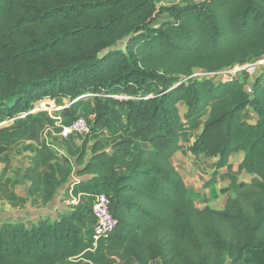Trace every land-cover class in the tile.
Wrapping results in <instances>:
<instances>
[{
  "label": "trees",
  "instance_id": "16d2710c",
  "mask_svg": "<svg viewBox=\"0 0 264 264\" xmlns=\"http://www.w3.org/2000/svg\"><path fill=\"white\" fill-rule=\"evenodd\" d=\"M263 57L264 0H0V162L27 141L23 179L43 204L74 164L92 175L55 218L4 221L0 264H264V71L217 76ZM47 97L90 132L60 139L35 105ZM179 150L216 158L208 184L244 152L253 189L198 207ZM98 192L118 225L92 250Z\"/></svg>",
  "mask_w": 264,
  "mask_h": 264
},
{
  "label": "crops",
  "instance_id": "0c3cea01",
  "mask_svg": "<svg viewBox=\"0 0 264 264\" xmlns=\"http://www.w3.org/2000/svg\"><path fill=\"white\" fill-rule=\"evenodd\" d=\"M26 145L27 143L18 146L16 149L17 151L15 149L10 150L7 154L2 156L6 161L0 162V225L4 221H23L27 224H32L36 223L42 217L50 216L55 218L62 208L67 207L62 200H64L65 197L71 199L72 196H74L72 193L73 185L92 178V175L78 174L81 166L78 167L74 164L70 182L60 189L59 194L52 202L43 204L40 196L28 195L29 183L23 179V172L29 165V156L31 155L30 149H32V147H30V149L27 150ZM36 145L37 143H34V147H36ZM16 152L20 153L19 159H15L13 156V153ZM233 157L234 154L231 155L229 164L218 170L217 181L225 182L226 184L229 182V184H231L235 179H237L239 183L244 182L245 177H249L251 180L254 175L238 171V165L242 158L240 160L238 159L237 167H235L232 164L231 158ZM194 158L203 160L204 166L207 167V171H216V158H207L202 154L194 155ZM188 166L182 174L186 185L190 188L195 198L199 191L195 187L191 188V186H194V179L197 174H194L192 166ZM201 194L203 195V193ZM195 203L200 208L206 206V204L201 206L197 204L196 201Z\"/></svg>",
  "mask_w": 264,
  "mask_h": 264
},
{
  "label": "rangeland",
  "instance_id": "374dc122",
  "mask_svg": "<svg viewBox=\"0 0 264 264\" xmlns=\"http://www.w3.org/2000/svg\"><path fill=\"white\" fill-rule=\"evenodd\" d=\"M184 1L198 2L201 0H160V4H171L177 2L183 3ZM244 68L249 69L250 78L253 81L257 77V75H261L262 72L264 71V57L243 66L237 65V69L236 67L232 69L233 71L235 70V72L232 75L239 74ZM232 75L226 76V73H222V74L220 73V75L217 76L218 77L221 76L223 79H230ZM69 103L70 100L65 99L64 104L58 105L57 102L47 97L39 100L38 102L35 103V105L38 108L46 109L53 114H58L59 110L62 107H64L65 104H69ZM245 116L248 119H252V120H256L257 118V114L252 108H248L245 111ZM26 142L27 141L17 142L14 144L12 149L16 150L18 146L24 145V143ZM243 155L244 152H238L234 154V157L231 158L233 166L237 167L238 164L237 161L238 159L240 160ZM13 156L15 159H19L20 153L19 152L13 153ZM173 163L177 167V169H179L182 173L184 172V170L188 165L192 166L194 174H197V176L194 179L195 182L194 186H191V188L195 187L199 191V193L195 197V201L197 202V204L201 206H204L205 204L206 205L209 204L211 206L220 208L225 204V201L229 194L235 195L241 191H248L249 189H253L251 188L249 177L248 178L245 177L244 180L245 187H241L239 183L229 184V182L227 181L226 182L228 184H226L225 182H218V181L208 184L209 181H211L214 172H211L210 170L207 171V167L204 166L203 160H199V158L198 160L195 159L194 156L190 153V151H182V150L177 151L173 156ZM227 186H229L230 191L221 190L223 188H227ZM201 193H203V195ZM62 201H64V205H66L67 207L73 205V202L68 197H65L64 200Z\"/></svg>",
  "mask_w": 264,
  "mask_h": 264
},
{
  "label": "built area",
  "instance_id": "2783aa9c",
  "mask_svg": "<svg viewBox=\"0 0 264 264\" xmlns=\"http://www.w3.org/2000/svg\"><path fill=\"white\" fill-rule=\"evenodd\" d=\"M232 69L233 68L226 69L221 71L220 73L221 74L226 73V76L232 75L235 72V70L233 71ZM70 104L71 102L69 104H65L64 106H69ZM50 114L56 119L55 125L60 127L59 132H57L56 134L60 139L68 137L71 134L86 135L90 132V123L84 115H79L71 123L64 124L63 117L60 114H53L51 112ZM49 130H50L49 127L46 128L45 134ZM47 143H50L48 142V138H47ZM53 146H55V144ZM56 148L58 149V147ZM82 195L83 194L80 193L79 195L72 196L71 201L73 202V204L78 203ZM92 211L95 217V224L93 228V235L91 241L92 245L89 249L94 250L97 248L99 241L104 237H108L109 234L118 225V219L117 217L114 216V214L111 211V199L106 192H98L94 195Z\"/></svg>",
  "mask_w": 264,
  "mask_h": 264
}]
</instances>
